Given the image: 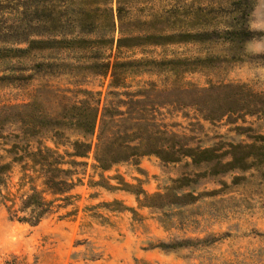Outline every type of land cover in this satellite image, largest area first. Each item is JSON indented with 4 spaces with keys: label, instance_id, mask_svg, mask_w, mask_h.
Masks as SVG:
<instances>
[{
    "label": "rangeland",
    "instance_id": "obj_1",
    "mask_svg": "<svg viewBox=\"0 0 264 264\" xmlns=\"http://www.w3.org/2000/svg\"><path fill=\"white\" fill-rule=\"evenodd\" d=\"M197 3L205 2L147 0L129 14L125 27L127 33L133 25L142 30L136 24L142 20L154 30L190 32L191 37L117 49V32L111 42L98 39L109 38L101 32L91 36L96 42L90 50L52 49L0 62V77L9 68L19 70L0 81V107L34 101L24 112L61 116L65 107L87 100L83 92H91L100 110L96 132L102 119L154 122L177 136L172 142L165 138L163 146L209 150L206 161L182 157L163 163L151 155L137 166L122 163L104 172L92 168L90 154L79 160L86 164L85 175L71 193L77 196L72 205L34 227L9 221L2 205L16 210L30 186L19 183L20 165L12 163L6 186L0 187V264H264V166L225 168L231 146L264 144L259 139L264 138V0H246L240 11L228 7L225 12L199 11ZM10 16L0 14V28L20 26L34 34L30 16L20 22ZM223 16L225 23L219 25ZM234 23L253 37L230 34ZM22 130L16 119L0 129L1 164L10 163L13 154L6 151ZM65 134L74 139L71 131ZM30 138L34 148L36 140L55 149L47 129ZM100 175L115 189L88 185ZM175 181L179 184L166 190ZM34 187L43 189L39 180ZM140 190L162 198L146 207L139 195V206L135 193ZM172 195L189 197L175 202ZM62 204L56 198L53 206ZM122 207L134 212L116 211Z\"/></svg>",
    "mask_w": 264,
    "mask_h": 264
},
{
    "label": "trees",
    "instance_id": "obj_2",
    "mask_svg": "<svg viewBox=\"0 0 264 264\" xmlns=\"http://www.w3.org/2000/svg\"><path fill=\"white\" fill-rule=\"evenodd\" d=\"M147 0H0V14L2 17L18 18V22L24 19L23 15L30 16L33 20V35L24 33V29L17 26L0 28V37L6 39L0 40V62L11 63L25 58H30L36 52L52 49L62 50H90L96 40L90 39L92 35L102 33L106 36H100L101 41H113V34L117 32L116 47L142 46L145 44H159L163 42H172L176 39H184L183 35L191 37L190 32L178 33L177 30H154L150 27V22L139 20L136 24L150 29L146 32L145 28L137 30L133 25L129 32L125 29L129 22V14L135 10H141L146 5ZM205 3H197V10L211 12H225L226 8L240 9L246 7V0H200ZM174 8V6H171ZM30 13L31 15H28ZM67 22V26L64 25ZM225 23V16L220 17L219 25ZM86 23H90L87 25ZM238 24H232L229 28L230 34L242 31L248 35L249 39L253 36L249 30L237 29ZM7 29L9 31H7ZM105 31V32H103ZM221 30L222 34L227 32ZM96 38V37H94ZM23 45V46H22ZM116 66V65H115ZM114 67V66H113ZM109 69V65L104 66V72ZM19 70L9 68L0 77V81H5L8 77H16ZM7 73V75H6ZM9 73V74H8ZM115 78V76L113 77ZM17 79V78H16ZM27 79V78H26ZM10 84V82H7ZM87 95V100L81 103H73L64 108L61 116L54 113L44 112L34 114L24 112L31 109L34 101L23 105H5L0 107V129L4 127L11 119H16L22 127L23 136L16 135L17 142L11 146L9 151L13 154L10 163H0V187L6 186L4 179L6 173L11 168V164L20 165L19 183H28L29 189L21 197L16 210L11 211L5 202L2 205L6 209L9 221L28 224L31 227L37 226L41 221L53 215L59 209H66L72 205V191L79 185L85 175V163L80 159H87L92 154V168L102 172L110 170L112 167L122 163H134L138 165V160L145 156L155 155L163 163H173L180 161L182 157H189L194 163L209 156V150H198L188 148L185 145L179 150L173 146H163L165 138L171 142L175 137L174 133L161 130V127L154 123H134L129 125L126 121L100 120V126L96 132L99 105L97 101H92L93 93L83 92ZM133 97V95H129ZM129 102H134L129 99ZM136 102V101H135ZM119 113V112H118ZM121 115V114H119ZM114 116V115H113ZM122 122V123H120ZM13 124V122H10ZM121 127L123 130L121 131ZM43 129L51 133L50 140L55 149L46 147L40 141H35L37 147H33L31 140ZM71 131L74 139L71 140L65 132ZM1 138V134H0ZM264 139V138H259ZM263 141V140H262ZM59 147L64 150L59 153ZM19 151L14 153V149ZM256 150V153L247 150ZM230 161L225 163L226 169L244 170L250 166H264V144L258 146H231ZM179 155V156H178ZM256 162V163H255ZM81 168V170H77ZM28 171L32 175L28 174ZM39 180L43 189L37 190L34 182ZM179 184L175 181L173 187L166 190H173L174 186ZM91 187H104L108 190L115 189L100 175V180L94 182L88 181ZM126 188L129 187L123 184ZM123 191L129 192L124 189ZM50 195L53 199L47 200L45 195ZM137 203L143 206L142 201L138 199L143 196L145 206L152 207V201L162 198V195L156 194L148 196L142 190L135 193ZM176 201L189 197L172 195ZM4 201H8L6 196H2ZM56 198H61L62 205L53 206ZM174 203V202H172ZM75 209V208H74ZM134 212L128 208H117ZM20 214V215H18ZM72 214L67 212L66 215ZM162 247L159 244L156 248Z\"/></svg>",
    "mask_w": 264,
    "mask_h": 264
}]
</instances>
